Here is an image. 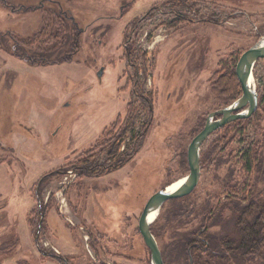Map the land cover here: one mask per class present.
<instances>
[{"label":"rangeland","instance_id":"rangeland-1","mask_svg":"<svg viewBox=\"0 0 264 264\" xmlns=\"http://www.w3.org/2000/svg\"><path fill=\"white\" fill-rule=\"evenodd\" d=\"M167 1L0 0V264H153L139 230L145 204L189 173L188 147L209 113L242 94L222 85L227 72L264 35V0H189L192 8L179 11L189 20L175 25ZM17 38L22 50L54 60H21ZM75 38L72 60L58 61ZM253 76L256 111L209 135L197 186L165 202L151 223L165 264H197L183 250L194 230L206 229L213 242L237 239L240 203L217 195L224 181L257 180L254 195L264 189V58ZM134 81L153 97L137 155L100 176L71 173L70 162L102 143L130 102L141 107ZM140 115L138 126L147 120ZM252 146L260 162L248 174L242 159ZM38 185L46 205L40 250ZM218 264H264V254Z\"/></svg>","mask_w":264,"mask_h":264},{"label":"trees","instance_id":"trees-1","mask_svg":"<svg viewBox=\"0 0 264 264\" xmlns=\"http://www.w3.org/2000/svg\"><path fill=\"white\" fill-rule=\"evenodd\" d=\"M167 4L172 5L173 9L175 7L176 9L172 10V12L178 14L172 21L173 25H175L177 22L189 20L188 17L183 16V14H179V11H181L183 8H192L191 4H189V0H168ZM68 20L69 22L66 20L65 24L68 25L67 27L72 34L71 29L75 27L76 23L72 20V18ZM78 32L79 31L77 30V34ZM63 37L66 38L65 35H63ZM68 38L70 39V36H68ZM76 40V38L74 41L72 40V52L70 51L63 57H60L58 61L72 60L73 55L76 54V50L78 48ZM15 41L18 43L19 39L17 38ZM16 46L18 45L16 44ZM23 46L24 48L27 47V45ZM24 48L23 50L17 49L15 53H19L22 58H25L36 65L48 64L54 60L49 59L48 55L46 54L38 57L34 51H27L24 50ZM131 57L132 51L127 48V60H132ZM226 77L227 78L224 79L222 85H227V83H230L231 85L233 84V87L237 85L242 91L241 83L235 71H228ZM134 82L135 84L132 94L134 97L138 95L140 96V100L142 102L141 107L143 108L140 107L137 109L135 100L130 102L128 104L126 115H124L123 119L119 118L114 123L113 129H111V131L108 133L109 136L106 137L102 143L96 146L95 149L80 154L76 160L70 162V170L77 172L79 176H100L105 173L117 170L131 161L139 152L142 139L149 130L150 121L153 116V97L152 95L143 96V94L140 92V89L136 85V81ZM142 109L147 113V120H145L141 126H138L137 121L141 117L140 114ZM239 120L241 119H238L237 122H239ZM118 125L120 126L118 127ZM127 139L129 142L126 144L125 148L121 150ZM257 154L258 153L256 152L255 146L250 147L243 154L242 162L246 173H255L260 162ZM61 170L62 168L56 169L51 173L58 174L61 172ZM49 175L50 174L43 175L38 184L40 185ZM256 182L257 180L251 184L250 180L246 178L243 184L239 183L238 181H236V184H230L227 180L222 183V187H220V189L218 188V193L216 192L217 195L220 194V197H224L227 201L235 198L234 200H237V202L240 203L239 213L236 215L238 237L237 239H232V237L227 235V237H222L220 241L217 240L216 242H213L211 241L210 235H208L209 233H207L206 229L204 231L194 230L192 233H190V235H185V240L183 242V250L188 257L191 256L190 258H192L197 264H218L221 261H229L230 256H234L236 258L247 256L249 254H264V195L261 193H264V189L259 191L260 194H252V191L256 190ZM39 185L38 189L36 190L38 212L37 222L35 224V244L40 250L41 244L39 243L38 236L41 228L44 226L42 220L46 213V205H43L42 194L40 192ZM206 219L208 220V218ZM53 255L55 257H59V255Z\"/></svg>","mask_w":264,"mask_h":264},{"label":"water","instance_id":"water-1","mask_svg":"<svg viewBox=\"0 0 264 264\" xmlns=\"http://www.w3.org/2000/svg\"><path fill=\"white\" fill-rule=\"evenodd\" d=\"M261 58H264V35L242 53L237 63L236 73L242 86V94L231 104L210 112L205 126L189 144L188 163L190 171L186 175L187 179L184 186L177 190H169L168 186L159 189L145 204L139 218V230L151 251L153 264H165V262L160 245L151 231L149 214L156 208L160 210L168 200L186 196L195 189L201 176V146L212 132L232 121L250 117L256 111L258 108V93L255 89L253 69ZM102 74L103 68L99 71V75Z\"/></svg>","mask_w":264,"mask_h":264},{"label":"bare ground","instance_id":"bare-ground-1","mask_svg":"<svg viewBox=\"0 0 264 264\" xmlns=\"http://www.w3.org/2000/svg\"><path fill=\"white\" fill-rule=\"evenodd\" d=\"M217 118V117H215ZM202 147V146H201ZM186 175L183 177H180L179 179L175 180L174 182H172L171 184L168 185L169 190H177L180 189L184 186L185 182H186ZM159 209H154L151 211V213L149 214V222L152 223L156 220V218L159 215Z\"/></svg>","mask_w":264,"mask_h":264},{"label":"flooded vegetation","instance_id":"flooded-vegetation-1","mask_svg":"<svg viewBox=\"0 0 264 264\" xmlns=\"http://www.w3.org/2000/svg\"><path fill=\"white\" fill-rule=\"evenodd\" d=\"M50 1H53V0H50ZM45 1H42L41 3V5H43V3H44ZM12 34H10V36H11ZM19 43V42H18ZM20 44L21 43H19V44H17L18 46H15L16 48H15V51L17 50V49H21V46H20ZM127 49V48H126ZM15 51H14V54L16 55V56H18V57H20L21 58V60H24V61H27V62H29V63H31V64H34L33 62H30L29 60H27V59H25V58H22L20 55H19V53H15Z\"/></svg>","mask_w":264,"mask_h":264},{"label":"built area","instance_id":"built-area-1","mask_svg":"<svg viewBox=\"0 0 264 264\" xmlns=\"http://www.w3.org/2000/svg\"><path fill=\"white\" fill-rule=\"evenodd\" d=\"M70 172H71V173H74V174H77V172H75V171H73V170H71Z\"/></svg>","mask_w":264,"mask_h":264}]
</instances>
